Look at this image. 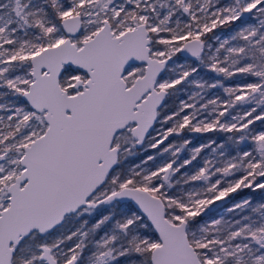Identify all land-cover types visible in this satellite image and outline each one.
Instances as JSON below:
<instances>
[{
  "label": "snow or ice",
  "instance_id": "6c2138e0",
  "mask_svg": "<svg viewBox=\"0 0 264 264\" xmlns=\"http://www.w3.org/2000/svg\"><path fill=\"white\" fill-rule=\"evenodd\" d=\"M0 264H264V0H0Z\"/></svg>",
  "mask_w": 264,
  "mask_h": 264
},
{
  "label": "rangeland",
  "instance_id": "374dc122",
  "mask_svg": "<svg viewBox=\"0 0 264 264\" xmlns=\"http://www.w3.org/2000/svg\"><path fill=\"white\" fill-rule=\"evenodd\" d=\"M256 198L259 199V196H257Z\"/></svg>",
  "mask_w": 264,
  "mask_h": 264
}]
</instances>
